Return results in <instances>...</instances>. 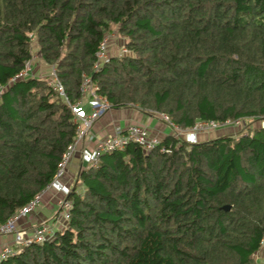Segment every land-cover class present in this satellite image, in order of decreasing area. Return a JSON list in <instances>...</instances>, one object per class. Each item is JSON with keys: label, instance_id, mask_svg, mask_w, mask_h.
Instances as JSON below:
<instances>
[{"label": "trees", "instance_id": "obj_1", "mask_svg": "<svg viewBox=\"0 0 264 264\" xmlns=\"http://www.w3.org/2000/svg\"><path fill=\"white\" fill-rule=\"evenodd\" d=\"M113 27L127 53L93 70ZM32 41L66 101L48 75L14 79ZM82 75L110 109L151 108L180 129L259 122L264 0H0V221L51 181L75 136L68 103L80 98ZM241 128L246 134L192 143L168 134L148 151L129 143L101 153L70 184L65 225L13 246L0 264H259L264 128Z\"/></svg>", "mask_w": 264, "mask_h": 264}, {"label": "built area", "instance_id": "obj_2", "mask_svg": "<svg viewBox=\"0 0 264 264\" xmlns=\"http://www.w3.org/2000/svg\"><path fill=\"white\" fill-rule=\"evenodd\" d=\"M108 40L109 35H104L98 43V49L95 52L96 60L92 66L93 70H97L100 63L108 57L105 53ZM122 49L124 53L126 50L124 47ZM30 70L29 63H26L23 69L14 76V79L28 74ZM47 79L52 88L66 101L62 85L57 81L54 75V66H50V73ZM11 80H13V78ZM78 90L81 94L80 98L73 103H68L73 114V120L76 123L74 139L62 153L51 181L21 208L16 210L5 220L0 221V236L11 237V242L3 244L0 248V261L14 253L13 246L19 247L29 245L30 243H41L49 238L54 230L62 228L65 224L68 219V209L70 206V202L65 199V195H67L70 190V184L64 183L62 177L64 176L65 166L77 144L79 146L82 144L81 149H79L80 167H82L93 166L101 153L121 150L129 143L138 145L143 151H148L157 147L161 141L162 136L153 130L151 126L129 122L122 127L115 126L111 133L95 139L90 148L84 147V138L92 124L103 113L109 111L110 106L104 97L95 92L94 87L90 84V79L85 75H82ZM155 118L169 130L168 134L190 143L197 141L198 133L227 126L238 125L239 127L245 122L240 119L233 121L228 119L223 121L197 120L191 126L180 129L173 124L167 114L163 112L155 114ZM258 126L264 128V119L259 120ZM242 134H246V131L242 132ZM160 150H162V148H160ZM47 190H51L56 194V199L54 200L56 210L51 216V224L42 222L34 226L20 227L18 225L19 219L26 217L29 212L40 205L42 195ZM262 245L263 241L260 242V246ZM259 264H264V258H260Z\"/></svg>", "mask_w": 264, "mask_h": 264}, {"label": "rangeland", "instance_id": "obj_3", "mask_svg": "<svg viewBox=\"0 0 264 264\" xmlns=\"http://www.w3.org/2000/svg\"><path fill=\"white\" fill-rule=\"evenodd\" d=\"M123 47H124V39L122 38V36H120L117 33L116 27H113L112 30L109 32V40H108L107 47L105 49V53L107 56H114V55L118 56V55H121L123 53V49H122ZM30 50H31V59L29 61V65L31 68V74H33L32 71H34L35 76L49 75L50 66L48 64H46L45 62H43L42 59L38 56L34 41H32L30 43ZM125 52L126 51H124V53ZM115 110L130 111V112H133L132 110H135L138 113L144 114L145 116H149L155 122H158V120L155 118V114L160 112V111H154L151 108H144L143 110H139L134 105L117 108ZM120 113L121 112H117L116 114L118 115ZM100 117L103 120H105L106 119V112L103 113ZM242 126H246V127L249 126L251 129V128L257 127L258 122H257V120L252 119L248 122H244V124ZM242 126H239V127H238V125L237 126H227V127H222L219 129H212V130H208L206 132L198 133L197 140L203 141V140L214 138L216 136L226 135V134H233L236 136V134L238 135V132L241 131V133H242L245 131V130H243V128H241ZM50 199L52 202V208H50V207L49 208H46V207L42 208L41 207L40 211H37L36 209L38 207H36V209L29 212V214H27L26 217H22L19 219V223L21 224V227H29V226H34L36 224L42 223V222H44L43 221L44 218L47 219L45 221L46 223L51 224V222H52L51 216L56 210V207L54 205V200L56 198L54 195H51ZM40 206H42V205H40ZM263 245H264V241H263ZM254 258L257 260V256H255Z\"/></svg>", "mask_w": 264, "mask_h": 264}, {"label": "crops", "instance_id": "obj_4", "mask_svg": "<svg viewBox=\"0 0 264 264\" xmlns=\"http://www.w3.org/2000/svg\"><path fill=\"white\" fill-rule=\"evenodd\" d=\"M38 54V52H37ZM39 56V54H38ZM31 69V68H30ZM34 74V71H32ZM110 111V112H109ZM106 112V119L103 120L101 117H99L95 122L92 124L91 128L87 132L84 141L83 146L86 148H90L94 142L95 139L101 138L102 136L111 133L113 131V128L115 126H124L126 123L134 122V123H142L146 124L152 127L153 130H155L160 136H165L169 133V130L160 122H155L153 119H151L149 116H145L144 114L138 113L135 110L130 111H120L111 109ZM117 112H121L120 114H116ZM82 144L79 146L78 144L75 146L72 155L70 156L69 161L67 162L65 166V172L64 176L62 177V181L66 184H71L74 180V177L78 171V169L81 166V162L79 159V149H81ZM51 195L56 196V194L51 191L47 190L44 192L41 198L40 205L36 209L37 211H40L41 207L46 208H52V202H51ZM34 209V210H35ZM39 209V210H38ZM36 211V212H37ZM38 213V212H37ZM49 217V216H48ZM47 217V218H48ZM47 219H43L45 222ZM18 225L21 227V224L18 221ZM11 237L10 236H0V248L5 243H10ZM255 256H257V261L259 262V259L262 257L264 258V245H262L259 250L256 252ZM254 256V257H255Z\"/></svg>", "mask_w": 264, "mask_h": 264}, {"label": "water", "instance_id": "obj_5", "mask_svg": "<svg viewBox=\"0 0 264 264\" xmlns=\"http://www.w3.org/2000/svg\"><path fill=\"white\" fill-rule=\"evenodd\" d=\"M222 209H223V210H228V209H229V205H228V204L223 205V206H222Z\"/></svg>", "mask_w": 264, "mask_h": 264}]
</instances>
